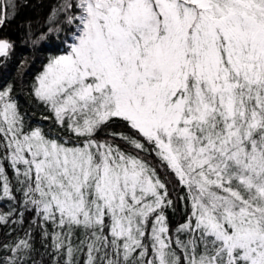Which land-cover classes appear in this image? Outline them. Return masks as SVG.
Instances as JSON below:
<instances>
[{"label":"snow or ice","instance_id":"obj_1","mask_svg":"<svg viewBox=\"0 0 264 264\" xmlns=\"http://www.w3.org/2000/svg\"><path fill=\"white\" fill-rule=\"evenodd\" d=\"M17 9L0 0V28ZM48 23L30 95L67 136L0 89V200L53 264H264V0H62ZM30 237L0 264H34Z\"/></svg>","mask_w":264,"mask_h":264},{"label":"trees","instance_id":"obj_2","mask_svg":"<svg viewBox=\"0 0 264 264\" xmlns=\"http://www.w3.org/2000/svg\"><path fill=\"white\" fill-rule=\"evenodd\" d=\"M62 0H17L18 9L13 18L0 28V39L10 40L14 44L12 55L4 60L0 58V89L11 87L20 110L26 114L29 125L43 127L52 136L66 137L63 129L54 123V117L39 102L30 95L31 84L35 77L42 71L47 59L57 52L58 41H44L33 46L28 33L38 34L49 27L48 17L53 9L57 8ZM103 135V134H101ZM161 177L165 173L161 171ZM183 195L179 187L173 192L175 210L167 209L170 223L175 226L184 217V205L177 198ZM19 199L20 193H17ZM11 210L12 219L18 221L7 225L0 224V243L10 241L12 238H24L26 233H31L34 245V264H53L49 251H46L41 239L40 229L34 221L38 218L31 211H23L21 205L7 199L0 200V213ZM23 212V215H20ZM6 250H0V260H7Z\"/></svg>","mask_w":264,"mask_h":264}]
</instances>
